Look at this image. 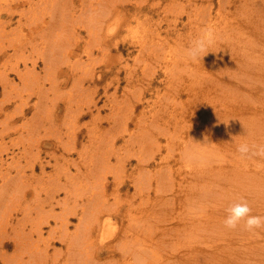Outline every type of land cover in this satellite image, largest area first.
I'll use <instances>...</instances> for the list:
<instances>
[{"label":"rangeland","instance_id":"374dc122","mask_svg":"<svg viewBox=\"0 0 264 264\" xmlns=\"http://www.w3.org/2000/svg\"><path fill=\"white\" fill-rule=\"evenodd\" d=\"M81 1L74 0L75 3L73 4L75 6L71 5L69 6L70 8H66L67 10L70 9L69 13L71 12L70 14H72L74 18L76 16H74L73 13L78 15L79 13L83 14L86 11L85 14L87 15V13L91 11L88 9H91L92 8L91 6H93L96 2V0H86V1L81 0ZM111 1L109 0V2ZM116 2H117L116 4L120 5L119 6V9L121 11L120 15L116 13L110 14L112 16L107 18V20L103 16L104 10H105L103 9V6L100 5L98 7L99 12L103 11L102 13L100 12L98 15L100 16L102 20H104V25L106 23L109 24L114 21H117V23H115L116 28H115V31L113 32L114 34H110V35L102 34L101 31H99L98 38L101 42H104V44L102 43L101 46L99 45L94 46L92 54L91 55L89 54L88 56L87 54H85V49L83 48L86 46V42H89L91 39L92 40L94 39V36L96 34L93 31V29H96L95 26L91 28L92 31H88V29L84 28L83 25L78 24L81 30L80 28H76L77 31H80L76 34L80 37V39L77 43L74 44V46L72 45L73 41L71 39L70 41L72 43L71 45H67L68 43L64 42V44L62 45L63 46L62 48L61 46L56 48L57 47L55 44L56 42L62 41V40L66 41L68 38H70V36L67 35L68 31H65V29H63V32L61 31L56 32V34H58V37H57L58 41H56L57 38L56 40L54 39L55 37L53 36H55L54 35L55 33L52 31L47 32L45 35L41 37L37 36V33H34V35H36L35 37L36 39L32 41L34 44L32 43L29 47V43H28L25 46V49H18V50L16 49L15 51L14 49L15 47L13 45H11L10 47V43L7 41V39L15 37L13 34L15 33L13 32V28L16 23L15 20L18 18V14H19L18 11L20 12V7L18 6L16 7L14 6V4H12L11 10H13V12L15 11L18 14L13 15V20L9 23L7 21H6L7 23L3 22L5 18L8 17V14L5 12L0 14V21L4 23L3 25L5 26V30L8 33L7 34L6 32L1 31L3 34V38H6V39L4 40L0 36L4 44L3 46L4 48L2 49L3 51H0V74H3V73L10 74L9 83L8 81H6L5 84H7V86H10V85L13 86L12 88H7V90H10L9 93L11 94V98H14L16 100L15 104L13 102L14 99L10 102L11 106H9L8 109H6L5 107V111L8 110L9 112L13 113V118H10L7 115H5L3 110L0 111V120H1L0 122L3 121L2 122L3 124L0 123V132H1L0 133V153H1L0 158L2 157V159H0V164L2 163L1 160L4 163L0 167V169L2 168L0 173L3 172L2 175L5 174L4 172H10L12 175L14 174L15 175L14 181L15 183H18V185L16 184V187H15V190L18 187L17 189L18 191L16 190V192H14L16 198L12 199L11 202L9 198L8 199L6 197L4 198L6 200L5 202L10 205H12L16 201L13 207L10 206V208L13 209V210L10 209L11 214L9 213V209L6 210L5 214H10V216H6L4 214L3 217L0 215V218L3 219L7 217L6 219H11V221L13 220V223H14L13 226H15L14 229L17 228V230H22V232L26 234L29 232L31 236L30 239H25L24 244L22 243L18 244L17 250L19 252H17L14 256H11V254L13 255L14 253L13 252L14 245L12 242L13 240L11 239L9 240V238L13 236V233L10 231L14 229L6 225V229L8 230V232L4 234H8L10 232L9 234L11 236L8 234L10 237L7 236L3 238L4 247H1V244H0V247H1L0 252H3L4 250L5 255L7 254V256L4 258L3 256L4 254L0 253V264H79V261H81V257H82V254L80 252L82 250V247L87 243L88 241L87 239L89 238L87 237L88 236L87 234L89 231L86 232L87 233L86 234L87 236H86L82 228L84 227L86 229V230L84 229L85 231H87L88 229L89 230L91 229L90 216L87 215L90 218V220L85 215H84V218L86 221L81 220V219L78 220L77 215L73 214L68 209H63L61 206H58L54 203L47 205V200L51 198V196L53 195L52 194V190H53L52 185H54L53 180L55 179L57 182L60 179V182H61L60 184H63L65 182L64 184H66L67 186L68 185L71 186L70 182L72 181L71 179L73 178L71 177L69 179V177L72 174L75 177L76 181L79 182L80 185H82L81 188L82 189L84 188L83 190H86V189L89 190V189L94 188V190H91L92 194L99 195L100 197V198L95 197L96 200L104 199V197H105V201L109 203L111 200L113 201L115 197L118 199L122 198L121 200L123 199L130 200V201L127 200L128 202H123L122 204H120L121 207H120L119 214L116 215V218L118 220V222L115 223V226L117 228V236L112 241L113 243L112 245L115 251L112 250L113 248H106V249L104 248L102 249L100 253H96L91 256L88 255L89 253L88 251V253L86 254L88 255V257L84 256L85 254L83 253L82 259H86L85 257H87L88 259L87 264H100V263L107 264V262L108 264L109 263L111 264L112 262L110 261L112 260H109V258L107 257H118V256L122 257L121 254H125L131 257V255L129 254L130 248L137 246L136 245L137 242H135L137 240L135 239H138L139 241L138 244L141 243L139 244V246L146 242L144 245H142V247L140 246V249H141L140 252H141V256L147 259V263H144L141 261L140 264H211V262L212 264H229L227 263L228 258H234L235 260H237L236 261L237 264H264V253H262V249L264 248V227H262L263 231L259 235L256 234V236H252L247 239L245 236H242V240H239L238 244L231 243V246L229 247L227 245L228 242L226 241H229V240L233 241L229 236L235 233V231L240 232L242 227L244 228L245 222L243 220L240 222V224L238 225L239 229L237 228L238 231L236 229H234L233 231V229H228L226 227H223L224 220L225 218L228 217L227 209L234 203L239 202L238 201L239 198L244 199L248 202L252 210L251 215H258V214L264 213V203L263 205L260 203V202H264V200L263 198L260 197L261 195H255V188H254V191L249 192V194L248 192L243 193L241 197H240L241 191L239 192L236 191V193L231 192V191H228L226 187L222 188L223 192L221 190L220 191L216 190V191H212V193H209L210 187L217 188L218 183L216 179L213 178L214 181L211 184H209V182L211 181L209 179L207 181L208 184L207 183L205 184V182L204 183L202 181L200 182V180L196 178V180L191 179L188 185L196 181L197 184H194V185L196 187L198 186V188L191 190L192 192L191 191L189 192L188 188L178 185L180 182V179L177 176H175V174L172 177V180L170 181L167 178L164 170L161 169L160 171H158L159 166L156 164L157 162L159 163V159H161L162 156L168 150H169V154L170 155L172 154L169 158L171 160L169 161L172 162L173 159L175 160L179 159V161L174 160V162H176L177 164L174 163L175 167L173 166V168H176L177 165H182V167L183 166L190 167L191 160L188 158V154L191 152H198V153L203 152V154H205V152H207V149H208V151L212 153L208 157L210 158L208 161H212L214 165L217 163H215L212 160V158H215L214 156H218L217 149L221 151L223 150L225 156L227 157L226 151L224 150V148H226L227 145H224V142L221 141V138L222 140H225V139H223L224 137H221L219 133L217 134V131L215 130L217 123L214 124L212 128L214 130L213 133L215 131L216 132L214 134L209 133V128H210L209 123H208L209 118H203L202 116L206 115V117H210L211 114H219L221 112L220 110L224 106L223 103H231L233 100L237 99L238 95H233L232 89L231 91L230 89H226V86L224 84L220 86L216 83L209 82L207 85L212 86L213 91L210 92L208 88L206 89V85L203 84L204 81L202 79L193 78V76H191L192 69H196L198 72H200L199 70H201L200 68L198 69V67L195 68L196 62L194 65L193 63H190V62L185 63L181 59L178 58L170 66H165L164 63L167 61L171 62L167 60L168 54H170V51L171 52L177 51V48H182V49L186 48L185 35L188 32L192 33L193 40L199 37L200 33L197 32L194 27L196 26V24L194 22L192 24L188 23L187 21L188 17L192 15V18L194 17L193 20L197 21L198 19H196V17L198 18V16H200L203 12L205 13L207 12V15L208 14L210 15V17H208V21H207L208 23H212L218 20L221 21L220 34H218L217 31L214 34L210 30L213 33L212 35L218 34L219 40L217 41L222 40V38L224 37L225 40L223 41H225L226 43L223 45L220 42L216 44H212L210 48V53L207 55V58H206L208 70L205 76H207L208 74L207 76L208 80H210L211 77H214L216 79L220 78L222 81L230 82V83H236L237 79H235V77L238 78V77L243 76V78H239L241 80H244L250 77V75L255 71L254 70L255 65H258L261 62V59H263L264 57V48L262 45L263 41H259V44H258V33L256 31L251 32L247 28L248 26L245 24V21L249 22L248 19L250 18L253 11L258 8L256 4L257 3L256 0H122V1L116 0ZM2 3L3 4H6V3H4L3 0L2 1L0 0V5L4 8V5H2ZM113 3H115V0H113L109 4H113ZM108 6L111 7V5H108ZM108 6H104V8L106 7L108 10V8H110ZM260 7L264 11L263 9L264 2L262 3V6ZM48 8H51V7H48ZM48 8H47V11L51 12V9H48ZM100 8L102 9L100 10ZM73 9H75V11ZM49 12L46 14L49 15L50 14ZM80 14L78 16H80ZM39 15H43V13ZM94 17H95V14H94ZM79 18L80 17H77L76 20H78ZM96 18L98 19V16ZM87 21L90 22V20H87ZM92 24L95 25V23L93 22ZM9 28H11L12 31H10ZM255 34L256 36L254 37ZM63 35L66 38H64ZM102 35H104L106 38L102 37ZM31 36L33 37L32 34ZM235 36L240 37L242 39V42L234 43L233 38ZM187 37L186 39H188ZM43 38L45 39L44 41H43ZM23 39H25V37H23ZM138 41H140V43ZM180 42H183L184 45L181 46ZM227 42L228 43L231 42V44H235L236 45L235 47L238 52H247V53L260 55V60L258 62H253L251 58H246V56L239 55V57L243 59V64L242 63L238 64L237 60L239 58H236V54L233 55V58H232V55L230 54L231 53L234 54V53L231 52L232 50H227L229 47H227L226 49L225 45H227ZM48 44L50 45L48 52L53 49L54 51L48 54L50 56H47L46 62H45L41 57L43 56L44 53H46V49L44 46H48ZM70 46H71V49H70ZM64 47L66 48L68 47V50L70 52V54L68 55L69 59H65L62 56H60L59 50L63 49ZM38 48L40 49V51ZM216 49H218L217 52H216ZM212 50L214 51L215 55L224 58L227 65H229L228 68H226V64L224 63H223L224 66L222 67H219V66L216 67L214 64H212L211 59H213V56H214V53H212ZM224 50L226 52H224ZM227 51H229L230 53ZM52 53H54L53 56L51 55ZM164 53H167V54H164ZM181 53L184 54V50L181 51ZM164 57H166L167 59ZM50 58L51 59L54 58V60L57 59L58 61L59 60L60 61L59 62L57 61L54 64L53 62L54 60L53 59L50 60ZM232 59L235 60L236 62H233V64H230L233 61ZM24 61L26 62L27 68H32L35 65L34 73H37L38 78L35 77V80L33 78H28L26 81L23 80L24 85L23 84L21 85V84H17L19 80L17 76L13 74L14 72L12 68L16 67V65L17 66L19 65V67L23 69ZM62 61L65 64L66 63L68 64L65 65L64 63H62L63 64L62 65L61 64ZM83 61L87 62V64H84L85 62ZM33 62H35V64L31 65ZM48 62L50 63L52 62V63L50 64ZM71 64H74V67L76 66L75 69L76 68L78 69L79 67V70H80L78 72L80 73L81 81L78 82V84L76 85L72 84L73 83L72 80L76 81V79L75 78L73 79V76H74L73 72L69 70V67L71 66ZM88 64L90 67L88 66ZM48 65L49 66L51 65L52 67H49ZM109 66H111V68ZM45 67H47L48 69ZM204 67H206V64ZM27 68H25L26 72H27ZM55 68L56 70H54ZM89 72L91 75H93L92 73L98 74L101 72L102 77L101 79L98 80V82L91 81L88 76ZM189 72H191L190 76L187 75ZM82 74H84V76ZM222 74L225 77L224 76L220 77L222 76ZM45 75H48V78ZM230 77L232 78L233 81L229 80ZM200 78H203V76L201 75ZM182 80H186L185 83H180V81ZM151 81L153 82L151 83ZM263 81H264V77H263ZM186 83L189 85L188 87L185 85ZM79 84L82 85V87L86 88L87 90L85 91V93L81 92V95H79L80 93ZM1 85L2 84L0 83V99L2 98ZM54 87H57L58 90ZM38 88L40 89V91L38 90ZM240 88H241V92L238 89H236L237 93L240 94V97L247 95L246 89L249 87H247L246 85H241ZM182 89H186V90L182 91ZM199 89L200 90L202 89V90L200 91ZM19 92L22 94H20ZM215 92H218V93H215ZM157 93H159L158 97L155 96ZM38 94L41 96H39ZM195 96L197 99L194 100ZM62 98L64 99V101ZM256 98H259V97H256ZM67 99H69L71 103ZM87 99L88 100L91 99L92 101L87 103L88 102ZM247 99L250 100V97H248ZM86 100L87 102H85ZM40 101L41 102L44 101V102L41 103ZM20 102H23V105L19 106L20 108L18 111L16 107H18L17 105ZM24 102L25 103L27 102V104H25ZM251 102L254 104L253 106L257 107V109L264 110V105H261V102H257L254 99H252ZM75 103H77V105ZM36 104L42 105L43 108L38 107V105ZM68 104L73 105L74 111H70L65 108ZM78 104L82 105V107L79 108ZM183 104L186 105L188 109H186L187 111L185 113L180 114L179 111L182 110ZM35 105H36L35 109L37 111L34 109ZM10 109H12L13 111H11ZM213 109L215 110L212 111ZM65 111H66V114H64ZM14 112L22 113L23 118H20L21 114L17 115V114H14ZM74 112H77L78 114ZM111 112L112 113L114 112V113L112 114ZM209 112H212V113H209ZM47 113L49 114V116H45ZM6 119L7 121H5ZM27 124H28V127H27ZM94 124H98V126H95ZM189 124L191 127L188 126ZM23 127L25 128L23 129ZM224 127H226V125H224ZM15 128H18L19 132L21 131L22 135L25 134L26 136H20L19 138H17L18 133L17 134L12 133L13 131H15ZM94 129L96 130V132H93ZM105 130H107V132ZM259 130L260 129L258 130L255 129L252 131V129H249V130L242 131V128H241L240 133L242 134L244 132L245 133H244V136L242 134L240 136H236L238 137V140H239L237 144L235 143L236 146L238 147V145L242 143V141L240 140H246L247 136L248 137L252 136L253 140L256 141L259 135L257 131ZM262 130L263 129H261V131ZM198 131H200L199 133L201 132L206 133L207 136L204 135V137L203 136L197 137L196 135ZM260 135L263 136L264 132L261 133ZM36 136L37 138H35ZM38 136L40 137V140H38L39 139ZM255 136H256V139H255ZM72 138L76 141L75 143L73 142L74 145H72L71 147L72 141H74ZM100 139L102 142L100 141ZM27 140H29V142ZM216 140H218L221 143H217L218 141ZM33 142L34 144H32ZM67 142H71V143H67ZM109 142L111 143L113 142L112 144H114L113 150H116L114 154L112 150H110L112 148L110 147L109 144L111 143ZM209 142L213 144H209ZM258 142L259 144L264 145V139H261ZM65 145H67L68 147H65ZM33 146H35L36 148ZM73 146H74V149H73ZM88 147L91 150H88L89 149ZM189 148L192 150H190ZM199 149L202 151H200ZM68 150L71 153H69ZM104 151L108 153H112L113 155L109 158L106 164H101L102 158L96 155L101 156L103 155L102 153H104ZM87 152L89 153L87 154ZM180 153H183V154H180ZM235 153L236 155L233 154L229 158L237 157L238 156L237 151H235ZM38 154H39V157H37ZM89 154H91V156H89ZM92 155L94 156L92 157ZM11 156H14V157H11ZM152 156L154 160L150 158ZM96 158H101V160L97 161ZM117 158L119 160H117ZM139 159H143V160L149 159L148 163L152 164V166H146V169H145L146 174L136 170L137 167H135V165L137 163V160ZM227 159L219 161V164L228 163ZM246 160L248 159H245V161ZM125 161L128 162V164L125 163ZM201 161H205V160L203 158H200L198 162H201ZM260 161H261L260 157H256L251 160H248L247 164L244 165V160L239 159V162L237 164L240 165L241 168L244 167L245 169H249V170L253 168L257 170L259 166H256V165H259L258 162ZM21 162H22V165L20 164ZM97 162L100 163V166L98 165ZM198 162L195 161V163H198ZM89 163H95V164L97 163V164L96 165L93 164L92 167H89L88 166ZM120 163H122L123 166ZM30 164H33L34 167ZM27 165L31 169L27 168ZM93 168L103 171L104 176L106 175L105 173H107L106 179L104 180L106 184L103 187L104 190L102 189L104 192H101L102 190L97 191L98 188L95 189V184H97L99 181H103V179H101L103 178L102 177L103 175H101V173H100L101 176L97 174L94 175L93 173L92 175L90 172H92L91 169L94 171ZM81 171L83 175L85 174L84 176L81 175L82 174ZM240 172L242 173V170H240ZM260 174H262V172L259 173V175ZM75 175L77 176V178ZM89 176H91L92 179ZM97 178H100V179L98 180ZM122 179L125 181L123 183L125 187L120 186V189L117 193L118 195H116L114 186H116L117 182L119 183V180H122ZM145 179H148L144 186L145 188H139L138 185L137 187H133L132 183H134V181L140 184L139 182H142ZM186 179L188 180V178ZM26 180L28 182L31 181V183L33 182V185H32V190H30L28 195L24 197L23 195L25 192L24 190L25 186L23 185H25V183L27 182ZM84 180H85V183H84ZM89 181L90 182L92 181V183H90ZM199 183L200 184L203 183V184L200 185ZM89 185H91L92 188ZM140 185L141 187H143L142 184ZM199 188L201 190H199ZM135 189L137 191H135ZM64 191H65L64 189L59 190L56 198H58V196L63 197ZM229 192L232 194L230 195ZM69 193H70L69 194L70 197L69 199L66 200V202L70 204H75V201H73L74 196L71 194V191ZM190 193L192 194V196ZM216 193H219V194H216ZM177 194L178 196L181 197V200L177 198L176 196ZM35 195L37 196L35 197ZM101 195L103 197H101ZM34 197L35 198L38 197V198L35 199ZM172 197L174 199H172ZM243 197H246V199ZM43 199L45 200V203ZM185 199L186 200L188 199L187 200L188 202L185 201ZM250 199H251V202H250ZM75 200H78L79 202H81V200L86 201L87 197L80 198L79 196ZM255 201L257 204L255 203ZM191 202L192 203L195 202V205L192 204ZM223 202L224 203L226 202V203L224 204ZM38 203L39 204L43 203L44 205H42L39 208ZM219 203H222V204H219ZM28 205L29 206L32 205L29 208V210L25 209V207ZM255 207L256 208L260 207L263 210L254 212ZM117 208L115 209V207H113L114 214L117 212ZM80 209H81V206H78V211H81ZM126 210H127V213H126ZM224 212L225 214H223ZM133 214L135 215V217L132 216ZM60 215H62V217ZM65 215L67 216L71 215L70 216L71 222L69 223L68 228L65 229L66 231L65 230L63 231V228L60 227L62 226L60 222L62 218L65 217ZM157 215H159L158 217L160 218L163 217V218L160 219L157 217ZM178 215L180 216V218ZM120 216H125L124 217L125 221L123 223L124 225L120 223V219H119ZM214 216L219 218L221 222L219 221L216 222V220L214 221L212 219ZM19 217H20V220H19ZM173 218L175 219L177 218V219L174 220ZM2 219L0 220L2 221ZM208 219L210 222L213 220L212 221L213 224L210 222H206V223L202 222V220L206 221ZM40 221H42V223H40ZM80 222H82L81 225H80ZM214 223L215 225L216 224L217 225L215 226ZM130 224H131V227H128V225ZM211 225L213 228L211 227ZM123 226L129 231V232L127 230H126L127 232L125 231V234L126 233L127 234H126V237H124L125 240L123 239V242L126 241V239H129L130 242L127 240L125 243H123L121 239L118 237L122 233V230H124ZM38 227L41 228L42 230L41 233L43 235L36 234ZM53 227H56V228H53ZM120 228L121 229L123 228V229L120 230ZM52 232H55V233H53L52 235ZM137 232L139 233V235ZM0 233H2L1 230H0ZM62 233L66 235L63 236L61 235ZM134 233L137 237L133 236ZM221 233L222 234L224 233V235H222ZM95 234L96 233L94 232V235ZM216 234L218 235V237L216 236ZM59 236H63L64 239L59 238ZM131 236H133V240L135 241L131 240L132 239ZM24 238H27V237H24ZM90 240L91 239L89 238V242H91ZM95 240L98 241V237H96ZM45 241L49 242L48 244L50 247L48 246L46 248L47 251L42 252L43 255L46 254V256H43L41 253H39V248L45 247L42 245V244H45L44 243ZM131 241L136 244L132 243L133 244L132 245ZM251 241H253L254 243ZM213 244H216L217 246H219L220 249L223 251L220 250L221 251L220 253L219 250L218 251L214 250V253L211 256L207 257L208 256L207 251L211 250L209 249V247L210 245H213ZM72 245L75 246V248ZM77 245H81V247ZM126 245L127 246L129 245V246L127 247ZM236 245L238 246L237 250H235L234 248ZM251 246L252 247L254 246L253 249L250 248ZM124 248L127 250H125ZM76 249L77 250L79 249V250L77 251ZM249 249L250 250L252 249L251 252L249 251ZM67 250H68V253H67ZM73 251L76 255L73 253ZM218 252L220 253V255ZM237 252L239 254H237ZM1 254L3 255L1 256ZM191 254L193 256H191ZM177 255L185 256V257H177L178 260H175V257ZM247 255L249 256L247 257ZM90 257H92L93 259ZM67 258L69 260H67ZM130 261L132 262V264H135L134 263L135 261H133L132 259H130ZM115 264H121V263L119 262Z\"/></svg>","mask_w":264,"mask_h":264},{"label":"bare ground","instance_id":"6f19581e","mask_svg":"<svg viewBox=\"0 0 264 264\" xmlns=\"http://www.w3.org/2000/svg\"><path fill=\"white\" fill-rule=\"evenodd\" d=\"M2 1V0H1ZM4 1V3H6V4H3L2 3V5H4V8L0 5V14L1 13H3V12H5V13H7L8 14V17H6L5 18V20L3 21L4 23H9V22H11L12 20H13V15H15V14H18V18L15 20V26H14V28H13V32H15V33H13L14 34V36L15 37H13V38H9V39H7V41L10 43V47H11V45H13L15 48V51H16V49L18 50V49H25V46L29 43V47H30V45L33 43L32 41L33 40H35L36 38V35H34V33H37V36H43V35H45L47 32H49V31H52V32H54L55 34V36H53V37H55L54 39L56 40V38L58 37V34H56V32H59V31H61V32H63V29H65V31H68V36H70V38H68L66 41H58V38H57V40L56 41H58V42H56L55 44H56V48H58L59 46H61V48L63 47L62 45L64 44V42H67L68 44L67 45H71L72 43L70 42L71 41V39H72V41H73V46H74V44L75 43H77L78 41H79V39H80V37L76 34V33H78V32H80V31H77V29L76 28H80L79 26H78V24H80V25H83V27L84 28H86V29H88V31H92V27L93 26H95L96 27V29H93V31L95 32V36H94V39L92 40H90L89 42H86V46L83 48V49H85V54H87V56L90 54H92V52H93V47L94 46H96V45H99V46H101L102 45V43L104 44V42H101L100 40H99V38H98V33H99V31H101V33L102 34H106V35H110V34H114L113 32L115 31V28H116V24L115 23H117V21H114V22H112V23H106L105 25H104V20H102L101 18H100V16L98 15L100 12L102 13L103 11H98V7L101 5V6H103V9H105L104 10V17H105V19L107 20V18H109L110 16H112V15H110V14H113V13H116V14H119L120 15V9H119V4H116L117 2H116V0H115V3H113V4H109V3H111V2H109V0H101V1H99V0H96V2H95V4L93 5V6H91L92 8L91 9H88V10H91V11H89L88 13H87V15L85 14L86 13V11L81 15L80 13V16H78L77 14H75V13H73V15L74 16H76L75 18L72 16V14H70L69 13V10L70 9H66V8H70L69 6H75L73 3H75L74 2V0H38V1H36V0H3ZM10 1V2H9ZM81 1V0H80ZM86 1V0H85ZM122 1V0H121ZM81 2H83V1H81ZM103 2V3H102ZM256 4H257V6H258V8L256 9V10H254L253 11V13L251 14V16H250V18L248 19V21L249 22H247V21H245V24L248 26L247 28L251 31V32H257L258 33V44H259V41H263L262 42V45H263V48H264V15H262V14H264V11L262 10V8L260 7V6H262V3L264 2V0H256ZM80 3V2H79ZM143 3V2H142ZM12 4H14V6H18V7H20V12L18 11V13H16L15 11V13L13 12V10H11V8H12ZM85 4V3H84ZM88 4V3H87ZM91 5V4H90ZM108 5H111V7L110 6H108ZM104 6H108V7H110V8H108V10H107V8L105 7L104 8ZM48 7H51V8H48ZM47 8L48 9H51V12H49V11H47ZM76 8V7H75ZM86 8V7H85ZM84 8V9H85ZM90 8V7H89ZM121 8V7H120ZM140 8V7H139ZM79 9H81V8H79ZM82 9H83V7H82ZM102 8H100V10H101ZM264 9V8H263ZM74 11H75V9H73ZM77 10H78V8H77ZM74 11H72V12H74ZM84 11V10H83ZM50 13L49 15L48 14H46V13ZM80 12H81V10H80ZM43 13V15H39V14H42ZM134 13V12H133ZM94 14H95V17H94ZM191 14V13H190ZM83 15H85V16H83ZM98 16V19L96 18L97 16ZM77 17H80L78 20H76L77 19ZM103 17V18H104ZM208 17H210V15L208 14L207 15V12L205 13V12H203L200 16H198V18L196 17V19H198L197 21H195V20H193V18H192V15H190L189 17H188V19H187V21H188V23H190V24H192L193 22L196 24V26H194L195 27V30L197 31V32H199L200 33V35L202 34V32H203V30L204 29H209V30H211L214 34H215V32L217 31V33L218 34H220V32H221V29H220V27H221V21H215V22H212V23H208L207 21H208ZM112 18V17H111ZM126 19V18H125ZM87 20H90V22H91V24H90V22H88ZM7 21V22H6ZM125 21V20H124ZM128 21V20H127ZM199 21V22H198ZM92 22L93 23H95V25H93L92 24ZM103 22V23H102ZM4 23H2V21H0V36L3 38V34H2V32L1 31H3V32H6V30H5V26L3 25ZM126 25V24H125ZM190 26V25H189ZM213 26V27H212ZM82 27V28H83ZM10 29V31H12L11 30V28H9ZM76 29V30H75ZM80 30H81V28H80ZM10 31H8V32H10ZM189 31V30H188ZM119 32V31H118ZM186 32V31H185ZM190 32H191V30H190ZM211 32V33H212ZM7 33V32H6ZM22 33V34H21ZM91 33V32H90ZM175 33H176V31H175ZM187 33V32H186ZM212 33V34H213ZM8 34V33H7ZM10 34V33H9ZM31 34L33 35V37L31 36ZM53 34V33H52ZM63 34V33H62ZM61 34V35H62ZM70 34V35H69ZM93 34V33H92ZM194 34V33H193ZM218 34H216V35H213V38H214V42H213V44H216V43H218V42H220L222 45L223 44H225L226 42L225 41H223V40H225V38L223 37L222 38V40H220V41H217V40H219L218 39ZM66 35V34H65ZM199 35V36H200ZM64 36V35H63ZM88 36V35H87ZM188 36V37H187ZM256 36V34L254 35V37ZM8 37V36H7ZM23 37H25V39H23ZM51 37V36H50ZM102 37H104V38H106L104 35H102ZM186 37L188 38V39H186ZM63 38V37H62ZM64 38H66L65 36H64ZM179 38V37H178ZM4 40L6 39V38H3ZM48 39V38H47ZM53 39V40H54ZM45 39L43 38V41H44ZM54 40V41H55ZM98 40H99V42H98ZM253 40H254V38H253ZM38 41V40H37ZM42 41V40H41ZM48 41V40H47ZM47 41H45V42H47ZM104 41V40H103ZM108 41V40H107ZM106 41V42H107ZM111 41V40H110ZM193 41V39H192V33H187L186 35H185V45H186V48L190 45V43ZM233 41H234V43H236V42H242V39L240 38V37H237V36H235L234 38H233ZM35 42V41H34ZM139 43H140V41H138ZM184 42V41H183ZM183 42H180V45L181 46H183L184 45V43ZM23 43V44H22ZM39 43V42H38ZM43 43V42H42ZM50 43V42H49ZM52 43V42H51ZM34 44V43H33ZM53 44H54V42H53ZM66 44V43H65ZM231 42L230 43H228L227 42V45H225L226 46V49H227V47H229L227 50H232L231 52H233L234 54H230V55H232V58H233V55H235L236 54V58H239L238 60H237V63L239 64V63H242L243 64V59L241 58V57H239V55H241V56H246V58H251L252 59V61L253 62H258L259 60H260V55H256V54H252V53H247V52H238L237 51V49H236V45L235 44H231ZM106 45V44H105ZM4 46V44H3V41H2V39L0 38V51H3L2 49L4 48L3 47ZM37 46H38V44H37ZM43 46V45H42ZM66 46V45H65ZM110 46V45H109ZM219 46V45H218ZM221 46V45H220ZM225 46H223V47H225ZM7 47V46H6ZM45 47V49H46V53H44L43 54V56L41 57L45 62H46V58H47V56H50V55H48L50 52H52V51H54V49L53 50H51V51H49L48 52V50H49V47H50V45L48 44V46H44ZM102 47H104V46H102ZM106 47V46H105ZM146 47V46H145ZM54 48V47H53ZM109 48V47H108ZM144 48V47H143ZM162 48V47H161ZM12 49H13V47H12ZM39 49V48H38ZM70 49H71V46H70ZM111 49V48H110ZM222 49V48H221ZM10 50V49H9ZM31 50V49H30ZM105 50H107V49H105ZM164 50V49H163ZM184 49H182V48H177V51H170V54H168V59L166 58V57H164V58H166L167 60H169V61H171V62H165L164 64H165V66H170V65H172V63L174 62V61H176L178 58L179 59H181L183 62H185V63H189L190 61H188V60H186V58L184 57V54H182L181 53V51H183ZM217 50L218 49H216V52H217ZM22 51V50H21ZM39 51H40V49H39ZM108 51H109V49H108ZM37 52V51H36ZM43 52H45V51H43ZM57 52V51H56ZM83 52H84V50H83ZM162 52V51H161ZM224 52H226L225 50H224ZM227 52H229V51H227ZM59 53H60V56H62L63 58H65V59H69V54H70V52H69V50H68V47L66 48V47H64L63 49H60L59 50ZM107 53V52H106ZM163 53V52H162ZM168 53V52H167ZM167 53H164V54H167ZM212 53H214V51L212 50ZM230 53V52H229ZM15 54V53H14ZM53 54L54 53H52L51 55L53 56ZM221 54V53H220ZM227 54V53H226ZM40 55V54H39ZM38 55V56H39ZM158 55V54H157ZM212 55V54H211ZM228 55V54H227ZM60 56H58V57H60ZM142 56V55H141ZM167 56V55H166ZM7 57V56H6ZM61 57V58H62ZM229 57H231V56H229ZM62 58V59H63ZM87 58H89V57H87ZM86 58V59H87ZM90 58H91V56H90ZM207 55L205 56V57H203V59L202 60H200V61H198V62H196V66H195V68H197L198 67V69L200 68L201 70H199L200 72H198L196 69H192V75L191 76H193V78H199V79H202L204 82H203V84L204 85H206V89L208 88V90L211 92V91H213L212 89H213V87L212 86H208L207 84L209 83V82H211V83H216V84H218V85H222V84H224L225 86H226V89H230V91H231V89H232V94L233 95H238V97H237V99H235V100H233L231 103H223L224 104V106H223V108L220 110L221 112L219 113V114H211L210 115V117H206V115H204V116H202L203 118H209V120H208V123H209V126H210V128H209V133H212V134H214L216 131H217V134L219 133L220 134V136L221 137H224L223 139H225V140H222V138H221V141H223L224 142V145H227L226 146V148H224V150L226 151V155H227V157L225 156V154H224V151L222 150H219V149H217V152H218V156H214L215 158H212V160L215 162V163H217V164H215L214 165V163L212 162V161H208L210 158H208L212 153L210 152V151H208V149H207V152H205V154H203V152L201 153V152H191V153H189L188 154V158L191 160V164H190V167H185V166H183L182 167V165H177L176 166V168H173V166H174V163H176V162H174V160L175 159H173L172 160V162L171 161H169V160H171V159H169L170 158V156L172 155H170L169 154V150L168 151H166V153L162 156V158L161 159H159V163L157 162L156 164L159 166V168H158V171H160L161 169L162 170H164V172H165V174H166V176H167V178L171 181L172 180V177L174 176V174H175V176H177L179 179H180V182H179V186H184V187H186V188H188L189 189V192L191 191V190H194V189H196V188H198V186L196 187L194 184H197L196 183V181L195 182H193L192 184H190V185H188L189 184V182L191 181V179H194V180H196V178H198L199 180H200V182L202 181L203 183L205 182V184L207 183V181L210 179L211 181L209 182V184H211L213 181H214V179L213 178H215L216 179V181H217V183H218V185H217V188H215V187H210L209 188V193H212V191H216V190H221L222 192H223V190H222V188H225L226 187V189L228 190V191H231V192H235L236 193V191L237 192H239V191H241L240 193V197L243 195V193H245V192H248V194H249V192H252V191H254V188H255V195H261L260 197L261 198H263V200H264V158H260V162H258L259 163V165H256V166H259V168L256 170V169H251V170H249V169H245L244 167L243 168H241V166L240 165H238L237 163L239 162V153L237 152V154H238V158L237 157H234V158H229L230 156H232L233 154H235L236 155V153H235V151H237V146H236V144L239 142V140H238V137H236V136H240L242 133H240V129L242 128V131H244V130H249V129H252V131L253 130H255V129H260L259 131H261V129H263L264 130V110L263 109H257V107L256 106H253L254 104L251 102L252 101V99H254V100H256L257 102H261V105H264V81H263V77H264V57H263V59H261V62L258 64V65H255V71L250 75V77H248V78H246V79H244V80H241V79H239V78H243V76L242 77H235V79H237L236 80V83H230V82H224V81H222L220 78H214V77H209L210 78V80H208V74H207V76H205L206 75V73H207V70H208V67H207ZM4 59V58H3ZM53 60H54V58H52ZM51 58H50V60H52ZM77 59V58H76ZM8 60V59H7ZM23 60H25V59H23ZM37 60V59H36ZM93 60V59H92ZM233 60V59H232ZM4 61V60H3ZM49 61V60H48ZM58 60L57 59H55L53 62H54V64L57 62ZM60 61V60H59ZM58 61V62H59ZM74 61H75V59H74ZM79 61V60H78ZM77 61V62H78ZM211 61H212V64H214L216 67H222V66H224V64H226V68H228L229 67V65H227V63H226V61L224 60V58H222V57H220V56H217V55H215V53H214V56H213V59H211ZM6 62V61H5ZM66 62V61H65ZM83 62H85V61H83ZM92 62V61H91ZM233 62H236L235 60H233L230 64H233ZM48 63H50V62H48ZM52 63V62H51ZM50 63V64H51ZM62 63H64L63 61L61 62V64ZM95 63V62H94ZM190 63H193V62H190ZM224 63V64H223ZM18 64V63H17ZM35 64V62H33L31 65H34ZM65 64V63H64ZM66 64H68V63H66ZM65 64V65H66ZM84 64H87V62H85ZM194 65H195V63H193ZM205 64H206V67H204L205 66ZM4 65V64H3ZM63 65V64H62ZM235 65H236V63H235ZM2 66V65H1ZM11 66V65H10ZM23 69H21L20 67H19V65L17 66L16 65V67H13L12 68V70H13V74H15L16 76H17V78H18V80H19V82L17 83V84H23V80L24 81H26L28 78H33L34 80H35V77L36 78H38V75H37V73H34V66L32 67V68H27L26 66V62L24 61L23 62ZM46 66V65H45ZM49 66V65H48ZM56 66V65H55ZM61 66V65H60ZM70 66V65H69ZM88 66H89V64H88ZM111 66H113V65H111ZM111 66H109L110 68H111ZM31 67V66H30ZM49 67H52L51 65L49 66ZM76 67V66H75ZM75 67H74V64H71V66L69 67V70L71 71V72H73V79L75 78L76 79V81L75 80H72V84H78V82H80L81 81V76H80V73L78 72V71H80L79 70V67H78V69L76 68L75 69ZM85 67V66H84ZM90 67V66H89ZM96 67V66H95ZM2 68V67H1ZM25 68H27V72L25 71ZM45 68H47V67H45ZM54 68V67H53ZM3 69H5V68H3ZM48 69V68H47ZM81 69V68H80ZM23 70H24V72H23ZM51 70V69H50ZM54 70H56V68L54 69ZM54 70H53V72H54ZM84 70H86V69H84ZM95 70V69H94ZM10 71V70H9ZM45 71H46V69H45ZM44 71V72H45ZM88 71V70H87ZM11 72V71H10ZM50 72V71H49ZM52 72V71H51ZM56 72V71H55ZM85 72V71H84ZM92 72V71H91ZM102 72H104V71H102ZM113 72V71H112ZM154 72V71H153ZM3 73V72H2ZM88 73V72H87ZM257 73H258V75H257ZM47 74H49V73H47ZM53 74H55V73H53ZM89 74H90V72H89ZM88 74V76H89V79L91 80V81H95V82H98V80L99 79H101V77H102V74H101V72L100 73H98V74H94V73H92L93 75H89ZM190 74H191V72H189L187 75L188 76H190ZM10 74L9 73H6V74H0V83L2 84L1 85V92H2V98L0 99V111H2L3 110V112L5 113V115H7L8 117H10V118H13V113L12 112H9L8 110H6L5 111V107H6V109H8V107L9 106H11V101L14 99V98H11V94L9 93L10 92V90H7V88H12L13 86H7V84H5V82L6 81H8V83H9V80H10V76H9ZM40 75V74H39ZM83 76H84V74H82ZM135 75V74H134ZM203 76V78H200V76ZM25 76V77H24ZM45 76H47V78H48V75H45ZM132 76V75H131ZM204 76H205V78H204ZM224 75L222 74V76H220V77H223ZM225 77V76H224ZM63 78V77H62ZM97 80H96V79ZM50 79V78H49ZM198 79V80H199ZM13 80V79H12ZM38 80V79H37ZM119 80V79H118ZM229 80H231V81H233L232 80V78L230 77L229 78ZM14 81V80H13ZM116 81V80H115ZM185 81L186 80H182V81H180V83H185ZM50 82H52V81H50ZM50 82H49V84H50ZM61 82V81H60ZM153 81H151V83H152ZM194 82H195V80H194ZM13 83V82H12ZM15 83V82H14ZM53 83H55V82H53ZM119 83V82H118ZM199 83V82H198ZM16 84V83H15ZM14 84V85H15ZM16 84V85H17ZM175 84V83H174ZM191 84V83H190ZM24 85V84H23ZM35 85V84H34ZM42 85V84H41ZM54 85V84H53ZM187 87L189 86L187 83L185 84ZM198 85V84H197ZM196 85V86H197ZM241 85H246L247 87H249V88H247L246 90V94L247 95H245V96H241L240 97V94H238L237 93V91H236V89H238L240 92H241V88H240V86ZM184 86V85H183ZM191 86V85H190ZM219 86V87H220ZM231 86V87H230ZM24 87V86H23ZM38 87H39V85H38ZM177 87V86H176ZM182 87V86H181ZM193 87V86H192ZM46 88H48V87H46ZM45 88V89H46ZM54 88H56L57 89V87H54ZM174 88V87H173ZM179 88V87H178ZM175 89V88H174ZM28 90V89H27ZM38 90L40 91V89L38 88ZM47 90V89H46ZM53 90V89H52ZM58 90V89H57ZM176 90V89H175ZM183 90H186V89H182V91ZM190 90V89H189ZM200 90V89H199ZM198 90V91H199ZM202 90V89H201ZM200 90V91H201ZM207 90V91H208ZM20 91V90H19ZM32 91V90H31ZM79 91H80V93H79V95H81V92L82 93H85V91H87L86 90V88H84V87H82V85H80L79 84ZM188 91V90H187ZM228 91V90H227ZM229 91V92H230ZM21 92V91H20ZM19 92V93H20ZM24 92V91H23ZM28 92H30V91H28ZM37 92V91H36ZM174 92V91H173ZM226 92V91H225ZM14 93V92H13ZM33 93V92H32ZM56 93V92H55ZM141 93V92H140ZM175 93H176V91H175ZM194 93V92H193ZM215 93H218V92H215ZM231 93V92H230ZM10 94V95H9ZM20 94H22V93H20ZM24 94V93H23ZM42 94V93H41ZM91 94V93H90ZM191 94V93H190ZM15 95V94H14ZM13 95V96H14ZM39 95V94H38ZM43 95V94H42ZM62 95V94H61ZM73 95V94H72ZM197 95V94H196ZM201 95V94H200ZM199 95V96H200ZM228 95V94H227ZM16 96V95H15ZM27 96H29V95H27ZM39 96H41V95H39ZM86 96H87V94H86ZM156 97H158L159 96V93H157L156 95H155ZM202 96V95H201ZM17 97V96H16ZM37 97V96H36ZM49 97V96H48ZM90 97V96H89ZM88 97V98H89ZM248 97H250V100H248L247 98ZM256 97H259V98H256ZM31 98V97H30ZM40 98V97H39ZM45 98V97H44ZM43 98V99H44ZM47 98V97H46ZM202 98V97H201ZM207 98V97H206ZM24 99V98H23ZM60 99V98H59ZM63 99V98H62ZM195 99H197L196 98V96H195V98H194V100ZM225 99H226V97H225ZM26 100V99H25ZM50 100V99H49ZM67 100H69V99H67ZM80 100V99H79ZM88 100V99H87ZM87 100L85 101V102H87ZM110 100H111V98H110ZM229 100V99H228ZM63 101H64V99H63ZM62 101V102H63ZM92 100L91 99H89L88 100V102L87 103H89V102H91ZM213 101V100H212ZM227 101V100H226ZM14 104L16 103V100L14 99ZM37 102V101H36ZM41 102V101H40ZM42 102H44V101H42ZM41 102V103H42ZM69 102H70V100H69ZM77 102V101H76ZM84 102V101H83ZM82 102V103H83ZM25 103V102H24ZM33 103H35V102H33ZM71 103V102H70ZM208 103V102H207ZM4 106H3V105ZM25 104H27V102L25 103ZM32 104V103H31ZM39 104V103H38ZM38 104H36V105H38ZM45 104V103H44ZM76 105H77V103H75ZM111 104V103H110ZM220 104V103H219ZM222 104V105H223ZM226 104H228V105H226ZM6 105V106H5ZM21 105H23V102H20L17 106L18 107H16L17 109H18V111H19V106H21ZM36 105L34 106V109H35V107H36ZM89 105V104H88ZM88 105H86V106H88ZM208 105V104H207ZM221 105V106H222ZM14 106H16V105H14ZM78 106H79V108H81L82 107V105H79L78 104ZM205 106V105H204ZM203 106V107H204ZM38 107H42L43 108V106L42 105H38ZM100 107V106H99ZM110 107H112V106H110ZM200 107V106H199ZM202 107V106H201ZM209 107H210V105H209ZM42 108H41V110H42ZM67 110H70V111H74V107H73V105H67L66 107H65ZM114 108V107H113ZM54 109V108H53ZM186 109H188L187 108V106L186 105H184L183 104V106H182V110H180L179 111V113L180 114H183V113H185L187 110ZM199 109V108H198ZM204 109V108H203ZM11 111H13L12 109H10ZM36 110V109H35ZM46 110V109H45ZM51 110H52V108H51ZM80 110V109H79ZM201 110V109H200ZM205 110V109H204ZM210 110V109H209ZM215 109H213L212 111H214ZM37 111V110H36ZM35 111V112H36ZM82 111V110H81ZM115 111H116V109H115ZM197 111V110H196ZM202 111V110H201ZM211 111V110H210ZM217 111H218V109H217ZM23 112V111H22ZM47 112V111H46ZM193 112H195V111H193ZM74 113H76V114H78L77 112H74ZM74 113H72V114H74ZM83 113V112H82ZM112 113V112H111ZM114 113V112H113ZM112 113V114H113ZM192 113V112H191ZM198 113V112H197ZM204 113V112H203ZM209 113H212V112H209ZM214 113V112H213ZM218 113V112H217ZM14 114H21L20 115V118H23V115H22V113H18V112H14ZM48 114V113H47ZM45 115V116H49V114L48 115ZM51 114V113H50ZM64 114H66V111H65V113ZM75 114V115H76ZM170 114V113H169ZM207 114V113H206ZM36 115V114H35ZM39 115V114H38ZM99 115V114H98ZM110 115V114H109ZM173 115V114H172ZM51 116V115H50ZM73 116V115H72ZM209 116V115H208ZM193 117V116H192ZM198 117V116H197ZM196 117V118H197ZM43 118V117H42ZM47 118V117H46ZM45 118V119H46ZM187 118H189V117H187ZM195 118V119H196ZM186 119V118H185ZM29 120H31V119H29ZM49 120V119H48ZM200 120V119H199ZM1 121V120H0ZM5 121H7V119L5 120ZM28 121V120H27ZM3 122V121H2ZM2 122H0V123H2ZM29 122V121H28ZM31 122V121H30ZM97 122V121H96ZM185 122V121H184ZM196 122V121H195ZM195 122H194V124H195ZM52 123V122H51ZM98 123V122H97ZM204 123V122H203ZM217 123V124H216ZM3 124V123H2ZM21 124V123H20ZM126 124V123H125ZM214 124H216V128H215V132L213 133V126H214ZM23 125V124H22ZM32 125V124H31ZM34 125V124H33ZM37 125V124H36ZM38 125H40V124H38ZM43 125V124H42ZM71 125V124H70ZM95 126H98V124H94ZM205 125V124H204ZM224 125H226V127H224ZM16 126V125H15ZM35 126V125H34ZM100 126V125H99ZM184 126V125H183ZM186 126V125H185ZM188 126H190V124L188 125ZM206 126V125H205ZM204 126V127H205ZM208 126V125H207ZM7 127V126H6ZM22 127V126H21ZM26 127V126H25ZM25 127H23V129L25 128ZM27 127H28V124H27ZM32 127V126H31ZM42 127V126H41ZM191 127V126H190ZM194 127V126H193ZM5 128V127H4ZM11 128V127H10ZM96 128V127H95ZM97 128H99V127H97ZM108 128V127H107ZM110 128H111V126H110ZM125 128V127H124ZM3 129V128H2ZM49 129V128H48ZM104 129H106V128H104ZM192 129V128H191ZM28 130V129H27ZM95 130V129H94ZM93 130V132H96V130L94 131ZM102 130H103V128H102ZM235 130H237V131H235ZM261 131V132H259V131H257V133L259 134L258 135V138H257V140L256 141H254L253 140V137L251 136V137H248L247 136V139L246 140H240V141H242V143L244 142V143H248V144H253V143H256V144H259V142L258 141H260L261 139H264V135L262 136V135H260L261 133H263L264 131ZM6 131V130H5ZM24 131V130H23ZM52 131V130H51ZM75 131V130H74ZM106 132H107V130H105ZM191 131V130H190ZM206 131V130H205ZM102 132V131H101ZM200 131H198V133H197V137H200V136H203L204 137V135H206V133H204V132H201V133H199ZM1 133V132H0ZM2 133H4V132H2ZM12 133H18V137L17 138H19L20 136H26L25 134H23L22 135V132L20 131L19 132V129L18 128H15V131H13ZM245 133V132H244ZM244 133L242 134L243 136H244ZM21 134V135H20ZM30 134V133H29ZM38 134V133H37ZM54 134V133H53ZM216 134V135H217ZM4 135V134H3ZM36 135V134H35ZM216 135H214V136H216ZM255 135V134H254ZM46 136V135H45ZM207 136V135H206ZM218 136V135H217ZM29 137H30V135H29ZM39 137V136H38ZM210 137V136H209ZM13 138V137H12ZM27 138V137H26ZM34 138V137H33ZM35 138H37V136L35 137ZM45 138V137H44ZM59 138V137H58ZM74 138V137H73ZM72 138V139H73ZM192 138V137H191ZM196 138V137H195ZM32 139V138H31ZM69 139V138H68ZM76 139V138H75ZM240 139V138H239ZM255 139H256V136H255ZM33 140H35V139H33ZM38 140H40V137H39V139ZM60 140V139H59ZM74 140V139H73ZM215 140V139H214ZM238 140V141H237ZM12 141V140H11ZM28 142H29V140H27ZM75 141L76 140H74V141H72V144H71V147H72V145H74L73 144V142L75 143ZM100 141H101V139H100ZM205 141V140H204ZM209 141V140H208ZM216 141H218V140H216ZM27 142V143H28ZM31 142V141H30ZM35 142H37V141H35ZM66 142V141H65ZM102 142V141H101ZM207 142V141H206ZM211 142V141H210ZM209 142V144H213V143H210ZM50 143V142H49ZM64 143V142H63ZM67 143H71V142H67ZM100 143V142H99ZM109 143H111V142H109ZM108 143V144H109ZM113 143V142H112ZM111 143V144H112ZM201 143V142H200ZM217 143H221V142H217ZM236 143V144H235ZM261 143H262V141H261ZM12 144V143H11ZM26 144V143H25ZM24 144V145H25ZM32 144H34V142L32 143ZM52 144V143H51ZM95 144V143H94ZM102 144V143H101ZM111 144H109L110 145V147L112 148V149H110V150H112V152H113V154L116 152V150H113L114 148H113V146H114V144H112V146H111ZM193 144V143H192ZM207 144V143H206ZM235 144V145H234ZM22 145V144H21ZM29 145V144H28ZM200 145V144H199ZM223 145V146H224ZM262 145V144H261ZM70 146V145H69ZM173 146V145H172ZM184 146V145H183ZM188 146V145H187ZM195 146V145H194ZM222 146V147H223ZM239 146V145H238ZM30 147H32V146H30ZM33 147H35V146H33ZM65 147H68L67 145H65ZM76 147V146H75ZM191 147V146H190ZM199 147V146H198ZM218 147V146H217ZM36 148V147H35ZM38 148V147H37ZM83 148V147H82ZM89 148V147H88ZM187 148V147H186ZM195 148V147H194ZM209 148V147H208ZM219 148V147H218ZM6 149V148H5ZM73 149H74V146H73ZM190 149V148H189ZM203 149V148H202ZM7 150H8V148H7ZM81 150H83V149H81ZM86 150V149H85ZM88 150H91L90 148L88 149ZM95 150V149H94ZM180 150V149H179ZM190 150H192V149H190ZM189 150V151H190ZM195 150V149H194ZM200 150V149H199ZM212 150V149H211ZM33 151V150H32ZM69 151V150H68ZM87 151V150H86ZM98 151V150H97ZM108 151V150H107ZM172 151H174V150H172ZM178 151V150H177ZM197 151V150H196ZM200 151H202V150H200ZM26 152V151H25ZM41 152V151H40ZM100 152H102V151H100ZM179 152V151H178ZM231 152V153H230ZM233 152V153H232ZM18 153V152H17ZM69 153H71L70 151H69ZM73 153V152H72ZM75 153V152H74ZM89 152H87V154H88ZM91 153V152H90ZM187 153V152H186ZM223 153V154H222ZM1 154V153H0ZM25 154V153H24ZM35 154V153H34ZM93 154V153H92ZM96 154V153H95ZM103 155H101V156H99V155H96V156H98V157H101L102 158V162H101V164H106L107 163V161L109 160V158L113 155L112 153H108V152H106V151H104V153H102ZM180 154H183V153H180ZM185 154V153H184ZM15 155V154H14ZM26 155V154H25ZM28 155H29V153H28ZM77 155V154H76ZM31 156V155H30ZM89 156H91V154H89ZM94 155H92V157H93ZM206 156V157H205ZM11 157H14V156H11ZM37 157H39V154H38V156ZM88 157V156H87ZM173 157V156H172ZM57 158V157H56ZM67 158V157H66ZM101 158H96L97 159V161L98 160H101ZM151 159H153V156L152 157H150ZM200 158H203L205 161H201V162H198V160L200 159ZM228 158V159H227ZM0 159H2V157L0 158ZM14 159H16V158H14ZM38 159V158H37ZM81 159V158H80ZM150 159V160H151ZM198 159V160H197ZM227 159V162L228 163H226V164H224V163H221V164H219V161H221V160H226ZM68 160V159H67ZM117 160H119L118 158H117ZM148 160L149 159H146V160H143V159H139V160H137V163H136V165H135V167H137L136 168V170H138V171H140V172H143V173H145L146 174V166H152V164H149L148 163ZM154 160V159H153ZM158 160V159H157ZM187 160V159H186ZM241 160V159H240ZM27 161V160H26ZM25 161V162H26ZM71 161V160H70ZM91 161V160H90ZM175 161H179V159L178 160H175ZM195 161L196 162H198V163H195ZM1 164H0V167L4 164L3 163V161L1 160ZM28 162V161H27ZM59 162V161H58ZM64 162V161H63ZM62 162V163H63ZM247 162H248V160H244V165L245 164H247ZM256 162V161H255ZM254 162V163H255ZM68 163V162H67ZM98 163V162H97ZM96 163V164H97ZM125 163H127L128 164V162H126L125 161ZM194 165H193V164ZM242 163V162H241ZM240 163V164H241ZM21 165H22V162L20 163ZM34 164V163H33ZM33 164H30V165H32L33 167H34V165ZM71 164H72V162H71ZM76 164V163H75ZM93 164L94 165H96L95 163H89L88 164V166L89 167H92L93 166ZM121 165H122V163H120ZM177 164V163H176ZM7 165V164H6ZM21 165H19V166H21ZM98 165L100 166V163H98ZM108 165V164H107ZM253 165V164H252ZM14 166H16V165H14ZM31 166V167H32ZM123 166V165H122ZM249 166H251V165H249ZM248 166V167H249ZM42 167V166H41ZM76 167V166H75ZM80 167V166H79ZM175 167V166H174ZM185 167V168H184ZM4 168V167H3ZM25 168V167H24ZM27 168H29V169H31L28 165H27ZM26 168V169H27ZM251 168V167H250ZM13 169V168H12ZM78 169V168H77ZM80 169V168H79ZM94 169V171L91 169V171L92 172H90L91 174L93 173L94 175L95 174H97V175H100V173H101V175H103L102 177L103 178H101V179H103V181H97L98 183L97 184H95V189H97L98 188V190L97 191H101L102 189L104 190V185L106 184L105 182H104V180L106 179V175H107V173H105L106 175L104 176V174H103V171H101V170H99V169H95V168H93ZM2 170V168L0 169V171ZM21 170V169H20ZM23 170V169H22ZM33 170V169H32ZM240 170H242V173L240 172ZM7 171V170H6ZM9 171V170H8ZM80 171V170H79ZM106 171V170H105ZM104 171V172H105ZM85 172V171H84ZM110 172V171H109ZM262 172V174H260L259 175V173H261ZM2 173L3 172H1L0 173V195H1V197H0V215L3 217L4 216V214L6 213V210L7 209H9V213L11 214V211H10V209L11 210H13L12 208H10V206H14L15 205V202L12 204V205H10V204H8V203H6L5 201V197L8 199L9 198V200H10V202H11V200L12 199H14V198H16L15 197V194H14V192H16V190L18 189V187H17V189L15 190V187H16V184L18 185V183H15V181H14V179H15V175L13 174H11L10 172H4L5 174L4 175H2ZM25 173V172H24ZM23 173V174H24ZM52 173V172H51ZM81 173H82V171H81ZM86 173V172H85ZM18 174V173H17ZM20 174H22V173H20ZM69 174V173H68ZM72 174V173H71ZM92 174V175H93ZM25 175V174H24ZM50 175V174H49ZM80 175V174H79ZM81 175H83V173L81 174ZM85 175V174H84ZM83 175V176H84ZM100 175V176H101ZM58 176V175H57ZM69 176V175H68ZM76 176V175H75ZM214 176V177H213ZM27 177V176H26ZM37 177H39V176H37ZM37 177H36V179H37ZM41 177V176H40ZM43 177V176H42ZM73 178V179H71V180H69V181H71L70 183H71V186H67L66 184H60L61 182H60V179L56 182V180L54 179L53 181H54V185H52L53 186V190H52V196H51V198H49L48 200H47V205H49V204H52V203H54V204H56V205H58V206H61L63 209H68L69 211H71L73 214H76L77 215V217H78V220H84V221H86L85 220V218H84V215L85 216H87V215H89L90 216V218H91V222H90V227H91V229L89 230H87V231H85L86 229L83 227H80V228H82L83 229V231H84V233H85V235L87 234L86 232H88V236L87 237H89L91 240V242H89V238L87 239L88 241H87V243L83 246V247H85V248H83L82 247V250H81V254H82V257H83V253L85 254L84 256H87L88 257V255L89 256H91V255H94V254H96V253H100L101 251H102V249H106V248H113L112 250H114L115 251V249H114V247H113V243H112V241L116 238V236H117V228H116V226H115V223L116 222H118V220H117V218H116V215L117 214H119V211H120V207H121V205L120 204H122L123 202H128L127 200H129V199H123V200H121V199H118V198H114V200L112 201H110V203L109 202H107V201H105V197H104V199H98V200H96L95 199V197H99V195H94V194H92V191L91 190H94V188L93 189H89V190H83L82 188H81V186L82 185H80L79 184V182H77L76 181V179H75V177L73 176V174L72 175H70V177H69V179L70 178ZM86 177V176H85ZM90 178H91V176H89ZM94 177V176H93ZM97 177V176H96ZM188 178V180L186 179V178ZM17 178V177H16ZM33 178V177H32ZM34 178H35V176H34ZM52 178V177H51ZM50 178V179H51ZM76 178H77V176H76ZM95 178V177H94ZM93 178V179H94ZM21 179V178H20ZM57 179V178H56ZM78 179H80V178H78ZM92 179V178H91ZM98 180L100 179V178H97ZM178 179V180H179ZM24 180V179H23ZM49 180V179H48ZM148 179H145L144 181H142V182H139L140 184H142L143 185V187H141V185L140 184H138L136 181H134V183H132L133 184V187H137V185H138V187L139 188H145L144 186H145V184H146V181H147ZM25 181V180H24ZM27 181V180H26ZM90 182V181H89ZM88 182V183H89ZM125 181L122 179V180H119V183L117 182V184H116V186H114V189H115V193H116V195H118L117 193H118V191H119V189H120V186H124L125 187V185L123 184ZM183 182H184V184H183ZM21 183H23V182H21ZM50 183H52V182H50ZM67 183V182H66ZM84 183H85V180H84ZM90 183H92V181L90 182ZM104 183V184H103ZM202 183V184H203ZM87 184V183H86ZM200 184V183H199ZM202 184H200V185H202ZM208 184V183H207ZM225 184H227V185H225ZM20 185V184H19ZM32 185H33V182L31 183V181H27L26 183H25V185H23V186H25L24 187V190H25V192H24V197L25 196H27L28 195V193H29V191L30 190H32ZM225 185V186H224ZM84 186V185H83ZM91 188H92V186L91 185H89ZM97 186V187H96ZM224 186V187H223ZM22 187V186H21ZM56 187V188H55ZM89 187V188H90ZM55 188V189H54ZM99 188H100V190H99ZM61 189H64L65 191H64V195H63V197H60V196H58V198H56L57 197V195H58V192H59V190H61ZM137 189V188H136ZM135 189V191H137ZM21 190V189H20ZM49 190H51V189H49ZM101 191V192H104V191ZM167 190V189H166ZM187 190V189H186ZM185 190V191H186ZM199 190H201L200 188H199ZM226 190V191H227ZM18 191V190H17ZM71 191V194L74 196V200L73 201H75V204H70V203H68V202H66V200L67 199H69V192ZM89 191V192H88ZM128 191V190H127ZM225 191V192H226ZM243 191V192H242ZM82 192V193H81ZM163 192H165V191H163ZM188 192V193H189ZM192 192V191H191ZM23 193V192H22ZM51 193V192H50ZM230 193V192H229ZM191 194V193H190ZM216 194H219V193H216ZM232 193H230V195H231ZM229 195V196H230ZM18 196H19V194H18ZM22 196V195H21ZM37 195H35V197H36ZM50 196V195H49ZM72 196V197H73ZM80 196V198L82 197V198H85V197H87V200L86 201H82L81 200V202H79L78 200H75L77 197H79ZM177 196V198H179L180 200H181V197L180 196H178V194L176 195ZM191 196H192V194H191ZM195 196V195H194ZM210 196V195H209ZM212 196V195H211ZM219 196H221V195H219ZM34 197V198H35ZM101 197H103L102 195H101ZM119 197H120V195H119ZM188 197H189V195H188ZM187 197V198H188ZM216 197H218V196H216ZM215 197V198H216ZM239 197V196H238ZM259 197V198H260ZM38 198V197H37ZM37 198H35V199H37ZM100 198V197H99ZM176 198V197H175ZM186 198V197H185ZM194 198H196V197H194ZM228 198H230V197H228ZM243 198H245L246 199V197H243ZM71 199V198H70ZM172 199H174L173 197H172ZM183 199H184V197H183ZM220 199V198H219ZM232 199V198H231ZM258 199V198H257ZM8 200V201H9ZM19 200V199H18ZM44 200V199H43ZM188 200V199H187ZM186 199H185V201H187ZM191 200H192V198H191ZM193 200H195V199H193ZM226 200V199H225ZM241 200V198H239L238 199V201H240ZM23 201V200H22ZM37 201V200H36ZM41 201V200H40ZM130 201V200H129ZM220 201V200H219ZM218 201V202H219ZM232 201V200H231ZM234 201V200H233ZM237 201V200H236ZM21 202V201H20ZM188 202V201H187ZM189 202H190V200H189ZM221 202V201H220ZM250 202H251V199H250ZM249 202V203H250ZM30 203V202H29ZM44 203H45V200H44ZM109 203V204H108ZM192 203V202H191ZM217 203V202H216ZM224 203V202H223ZM226 203V202H225ZM224 203V204H225ZM228 203H229V201H228ZM233 203V202H232ZM237 203V202H236ZM255 203H256V201H255ZM262 205H263V203L264 202H260ZM20 204V203H19ZM39 204V203H38ZM37 204V205H38ZM192 204H194L195 205V202H193ZM219 204H222V203H219ZM251 204H253V203H251ZM257 204V203H256ZM24 205V204H23ZM30 205V204H29ZM26 206L25 207V209H28L29 210V208L32 206ZM42 205H44L43 203L42 204H39V208L42 206ZM130 205V204H129ZM218 205V204H217ZM78 206H81V211H78ZM163 206V205H162ZM219 206V205H218ZM20 207V206H19ZM35 207V206H34ZM113 207H115V209L117 208V212L114 214V209H113ZM221 207V206H220ZM224 207V206H223ZM15 208V207H14ZM36 208V207H35ZM37 208H38V206H37ZM163 208V207H162ZM226 208V207H225ZM133 209H134V207H133ZM161 210V209H160ZM215 210V209H214ZM217 210V209H216ZM263 209H261L260 207L259 208H256L255 207V211L254 212H258V211H262ZM17 211V210H16ZM60 211V210H59ZM63 211V210H62ZM124 211V210H123ZM32 212V211H31ZM37 212V211H36ZM81 212V213H80ZM126 213H127V210H126ZM216 213H218V212H216ZM261 213V212H260ZM10 214H5L6 216H10ZM211 214V213H210ZM213 214V213H212ZM223 214H225V212L223 213ZM81 215V216H80ZM160 215V214H159ZM159 215H157V217L159 216ZM164 215H165V213H164ZM163 215V216H164ZM208 215V214H207ZM228 215H229V213H228ZM263 215H264V213H261V214H258V216H262L263 217ZM59 216V215H58ZM61 217H62V215H60ZM71 216V215H70ZM70 216H67V215H65V217L64 218H62V220H61V225L62 226H60V227H62L63 228V231L65 230V229H67L68 228V225H69V223L71 222V220H70ZM133 217H135V215L133 214L132 215ZM174 216V215H173ZM173 216H171V217H173ZM179 216V215H178ZM205 216V215H204ZM216 216H217V214H216ZM124 217L125 216H120V223L121 224H123L124 223V221H125V219H124ZM176 217V216H175ZM209 217V216H208ZM225 217H227V216H225ZM7 218V217H6ZM6 218H0V219H2V221L0 220V230L2 231V233H0V244H1V247H4V241H3V238H5V237H7V236H9L10 234V232H12L13 233V236H9L10 238H9V240L11 239V240H13L12 242H13V255L11 254V256H14L17 252H19L18 250H17V248H18V244H20V243H22V244H24V242H25V239H30L31 238V236H30V234H29V232L26 234V233H23L22 232V230H17V228L16 229H14V227L15 226H13V220L11 221V219H6ZM58 218V217H57ZM87 218H89L88 216H87ZM90 218H89V220H90ZM158 218H160V217H158ZM163 218V217H162ZM162 218H160V219H162ZM165 218V217H164ZM179 218H180V216H179ZM206 218V217H205ZM220 218H222V217H220ZM74 219V218H73ZM172 219V218H171ZM174 220H176L175 218H173ZM207 219V218H206ZM210 219V218H209ZM209 219L208 220H202V222H210L209 221ZM214 221L216 220V222L217 221H219V222H221L220 221V219L219 218H217V217H213L212 218ZM226 219V218H225ZM19 220H20V217H19ZM212 220V221H213ZM222 220V219H221ZM88 221V220H87ZM162 221V220H161ZM188 221V220H187ZM212 221L210 222V223H212ZM186 222V221H185ZM184 222V223H185ZM223 222V221H222ZM40 223H42V221H40ZM57 223V222H56ZM158 223H160V222H158ZM34 224V223H33ZM82 224V222H80V225ZM213 224V223H212ZM221 224H223V223H221ZM6 225H8L9 227H11L12 229H14V230H12V229H10V230H12V231H10L8 234H4V233H7L8 232V230L6 229ZM40 225V224H39ZM54 225V224H53ZM124 225V224H123ZM158 225V224H157ZM214 225H215V223H214ZM217 225V224H216ZM215 225V226H216ZM242 225V224H241ZM8 226H7V228H8ZM23 226H24V224H23ZM55 226V225H54ZM59 226V225H58ZM78 226V225H77ZM118 227H119V225H118ZM121 227V226H120ZM128 227H131V224L130 225H128ZM208 227V226H207ZM211 227H212V225H211ZM221 227V226H220ZM223 227H225V225H223ZM33 228H34V226H33ZM36 228V227H35ZM53 228H56V227H53ZM53 228H52V230H53ZM73 228H74V226H73ZM75 228H76V226H75ZM124 228V230H122ZM123 228L121 229L120 228V230H122V233L118 236L120 239H121V241L123 242V239H124V237H126V234H125V231L127 230L124 226H123ZM195 228V227H194ZM213 228V227H212ZM238 228V227H237ZM237 228H236V230H237ZM19 229V228H18ZM58 229V228H57ZM85 229V230H84ZM224 229V228H223ZM239 229V228H238ZM241 229V228H240ZM7 230V231H6ZM33 230V229H32ZM69 230V229H68ZM76 230V229H75ZM119 230V231H120ZM133 230V229H132ZM137 230V229H136ZM213 230V229H212ZM215 230V229H214ZM36 231V230H35ZM41 228L40 227H38L37 228V231H36V234L37 235H41L42 233H41ZM54 231H56V230H54ZM66 231V230H65ZM128 231V230H127ZM126 231V232H127ZM210 231V230H209ZM216 231V230H215ZM223 231V230H222ZM234 231V230H233ZM238 231V230H237ZM263 231V229L262 228H260V229H257L256 230V232L255 233H250V232H248V231H246L243 227H242V229L240 230V232H236L235 231V233H233L231 236H229L233 241H226V242H228L227 243V245H228V247L229 246H231V243H234V244H238V241L239 240H242V236H245L246 237V239L247 238H249V237H252V236H256V234L257 235H259L261 232ZM34 232V231H33ZM76 232V231H75ZM94 232L96 233L95 235H94ZM129 232V231H128ZM131 232V231H130ZM224 232V231H223ZM51 233V232H50ZM53 233H55V232H52V235H53ZM138 233V232H137ZM228 233V232H227ZM131 234H133V233H131ZM213 234V233H212ZM222 234V233H221ZM255 234V235H254ZM43 235V234H42ZM61 235H63V236H65L66 234H64V233H62ZM77 235V234H76ZM138 235H139V233H138ZM222 235H224V233L222 234ZM228 235V234H227ZM63 236H59V238H63ZM98 237V241H96L95 240V238L96 237ZM129 236V235H128ZM134 237H137L136 235H135V233H134V235H133ZM133 236H131L132 237V239L131 240H133ZM216 236L218 237V235L216 234ZM215 236V237H216ZM219 236H221V235H219ZM24 237H27V238H24ZM29 237V238H28ZM41 237V236H40ZM40 237H39V239H40ZM51 237V236H50ZM72 237V236H71ZM79 237V236H78ZM130 237V236H129ZM44 238H46V237H44ZM53 238H54V236H53ZM80 238V237H79ZM82 238H83V236H82ZM139 238V237H138ZM224 238V237H223ZM261 238V237H260ZM43 239V238H42ZM47 239H48V237H47ZM64 239V238H63ZM218 239V238H217ZM227 239H228V237H227ZM254 239V238H253ZM45 240V239H44ZM51 240V239H50ZM53 240V239H52ZM57 240V239H56ZM77 240H78V238H77ZM95 240V241H94ZM117 240V239H116ZM125 240V239H124ZM129 241V239H126V241ZM135 240H137V241H135ZM135 240H133V241H135V242H137V244L136 243H134V242H132L131 241V244L132 243H134V244H136L137 246L135 247H133V248H130V255H131V257H129L128 255H125V254H121L122 255V257H107V258H109V260H112V261H110V262H112V263H121V264H132V262L130 261V259H132L133 261H135L134 263L136 264H140V262L142 261V262H144V263H147V259H145V257H142L141 256V252H140V246L142 247V245H144L145 243L144 242H142V243H144V244H142V245H140L139 246V244H141V243H139L138 244V239H135ZM139 240H141V239H139ZM143 240V239H142ZM221 240V239H220ZM59 241H60V239H59ZM63 241V240H62ZM86 241V240H85ZM126 241H124L123 243H125ZM224 241V240H223ZM247 241V240H246ZM6 242V241H5ZM84 242V241H83ZM130 242V241H129ZM251 242H253V241H251ZM45 244H42L43 246H45L44 248H39V253H41L42 254V252L43 251H47V247L49 246V242L48 241H45L44 242ZM75 243H77V242H75ZM122 243V244H123ZM242 243H244V242H242ZM249 243V242H248ZM254 243V242H253ZM73 244H74V242H73ZM80 244V243H79ZM82 244V243H81ZM210 244V243H209ZM10 245V244H9ZM41 245V246H42ZM52 245H54V244H52ZM133 245V244H132ZM204 245V244H203ZM226 245V244H225ZM42 246V247H43ZM73 246V245H72ZM77 246H80L81 247V245H77ZM121 246V245H120ZM127 246V245H126ZM129 246V245H128ZM127 246V247H128ZM1 247H0V249H1ZM50 247V246H49ZM74 248H75V246H73ZM79 247V248H80ZM127 247H125V248H127ZM205 247H207V246H205ZM209 247V246H208ZM247 247H249V246H247ZM254 247V246H253ZM253 247L251 246L250 248H252L253 249ZM119 248H121V247H119ZM119 248H117V249H119ZM124 248V249H125ZM199 248V247H198ZM217 248V249H216ZM235 250H237V248H238V246L236 245L235 247ZM59 249V248H58ZM62 249V248H61ZM81 249V248H80ZM123 249V248H122ZM121 249V250H122ZM143 249V248H142ZM209 249H211V250H209V251H207V257H209V256H211L213 253H214V250L216 251H220L221 249H220V247L219 246H217L216 244H213V245H210V247H209ZM248 249V248H247ZM251 249V250H252ZM77 250V249H76ZM79 250V249H78ZM77 250V251H78ZM125 250H127V249H125ZM129 250V249H128ZM251 250L249 249V251L251 252ZM257 250V249H256ZM88 251H89V253H88ZM124 251V250H123ZM200 251V250H199ZM221 251H223V250H221ZM221 251H220V253H221ZM254 251V250H253ZM198 252V251H197ZM204 252V251H203ZM259 252V251H258ZM0 253H3V254H1V256L3 255L4 256V258L7 256V254L5 255V252H4V250H3V252H0ZM46 253V252H45ZM59 253V252H58ZM67 253H68V250H67ZM71 253V252H70ZM69 253V254H70ZM73 253H74V251H73ZM88 253V255H86ZM191 253V252H190ZM194 253H196V252H194ZM206 253V252H205ZM219 253V252H218ZM220 253H219V255H220ZM262 253H264V248L262 249ZM48 254V253H47ZM75 254V253H74ZM198 254V253H197ZM237 254H239L238 252H237ZM250 254V253H249ZM258 254V253H257ZM43 255V254H42ZM66 255V254H65ZM72 255V254H71ZM76 255V254H75ZM181 255V254H180ZM180 255H177L176 257H175V260H178L177 259V257H185V256H180ZM189 255V254H188ZM187 255V256H188ZM235 255V254H234ZM252 255V254H251ZM250 255V256H251ZM43 256H46V254L45 255H43ZM114 256V255H113ZM186 256V257H187ZM191 256H193L192 254H191ZM249 255H247V257H248ZM259 256V255H258ZM82 257H81V261H79V264H87V257H85L86 259H82ZM207 257H206V259H207ZM214 257V256H213ZM219 257H221V256H219ZM76 258V257H75ZM90 258H92V257H90ZM98 258V257H97ZM65 259V258H64ZM93 259V258H92ZM91 259V260H92ZM205 259V258H204ZM203 259V260H204ZM67 260H69L68 258H67ZM73 260V259H72ZM78 260V259H77ZM98 260V259H97ZM105 260V259H104ZM140 260V261H139ZM209 260V259H208ZM211 260V259H210ZM237 260H235L234 258H228L227 259V263H229V264H237V262H236ZM66 262V261H65ZM76 263V262H75ZM105 263V262H104ZM111 263V264H112ZM101 264V263H100ZM107 264H108V262H107ZM110 264V263H109ZM211 264H212V262H211Z\"/></svg>","mask_w":264,"mask_h":264},{"label":"clouds","instance_id":"9594fccd","mask_svg":"<svg viewBox=\"0 0 264 264\" xmlns=\"http://www.w3.org/2000/svg\"><path fill=\"white\" fill-rule=\"evenodd\" d=\"M213 42L214 38L211 31L204 29L202 34L184 49V57L193 63L202 60L210 53ZM237 152L241 160H251L256 157L264 158V145L241 143L237 148ZM227 211L229 215L224 220V225L228 229H236L242 220L245 222L244 229L250 233H255L257 229L264 227V217L251 215V207L244 199L231 205Z\"/></svg>","mask_w":264,"mask_h":264}]
</instances>
